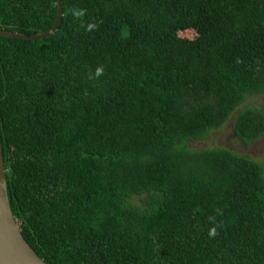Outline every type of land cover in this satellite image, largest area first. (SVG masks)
Listing matches in <instances>:
<instances>
[{"label":"trees","instance_id":"trees-1","mask_svg":"<svg viewBox=\"0 0 264 264\" xmlns=\"http://www.w3.org/2000/svg\"><path fill=\"white\" fill-rule=\"evenodd\" d=\"M57 0H0L45 32ZM190 32L189 35L182 34ZM264 0H63L0 35L12 212L49 264H264Z\"/></svg>","mask_w":264,"mask_h":264},{"label":"water","instance_id":"water-1","mask_svg":"<svg viewBox=\"0 0 264 264\" xmlns=\"http://www.w3.org/2000/svg\"><path fill=\"white\" fill-rule=\"evenodd\" d=\"M57 18L45 32L25 34L0 29V35L24 39H36L56 31L62 21L63 0H57ZM0 264H49L41 258L25 240L20 224L10 205L4 155L0 141Z\"/></svg>","mask_w":264,"mask_h":264},{"label":"rangeland","instance_id":"rangeland-1","mask_svg":"<svg viewBox=\"0 0 264 264\" xmlns=\"http://www.w3.org/2000/svg\"><path fill=\"white\" fill-rule=\"evenodd\" d=\"M182 34L189 35L190 32L185 31ZM250 101L264 109V95L253 96ZM196 145L200 147H226L250 156L264 165V136L251 144H246L235 133L234 117H231L222 128L212 131L207 140L198 141Z\"/></svg>","mask_w":264,"mask_h":264}]
</instances>
